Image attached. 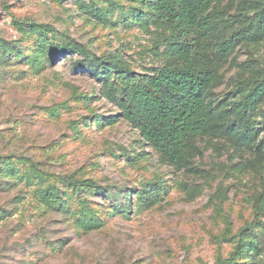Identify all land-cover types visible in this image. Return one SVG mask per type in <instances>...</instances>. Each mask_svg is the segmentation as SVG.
Masks as SVG:
<instances>
[{
    "label": "rangeland",
    "instance_id": "1",
    "mask_svg": "<svg viewBox=\"0 0 264 264\" xmlns=\"http://www.w3.org/2000/svg\"><path fill=\"white\" fill-rule=\"evenodd\" d=\"M145 1L0 0V264H235L226 259L259 190L251 152L206 135L190 168H174L103 96L118 76L91 75L79 54L58 49L79 45L89 60L119 54L129 77L149 74L167 61L169 31L134 19ZM228 32L217 23L207 52L224 101L245 62L264 65V39L216 60ZM149 188L158 196L147 207ZM90 218L98 226L84 232Z\"/></svg>",
    "mask_w": 264,
    "mask_h": 264
},
{
    "label": "trees",
    "instance_id": "2",
    "mask_svg": "<svg viewBox=\"0 0 264 264\" xmlns=\"http://www.w3.org/2000/svg\"><path fill=\"white\" fill-rule=\"evenodd\" d=\"M221 2L146 0L144 7L135 10L134 19L144 27L151 24L169 31L167 61L137 79L129 77L132 70L119 54L89 60L79 45L65 44L58 49L79 54L82 59L78 63H86L85 72L91 75L114 72L118 76V86L105 90L103 96L116 101L122 117L141 140L174 168H190L191 160L199 153L195 141L206 135L227 138L251 152L252 157L245 162L248 169L260 173L259 190L253 198L252 219L235 235L237 242L226 263L236 264L247 254L249 260L240 264H254L264 254V136H259L264 130V65L245 62L242 79L236 80L230 100H218L213 92L218 76L207 52L217 23L229 32L215 46L216 60H226L236 43L263 41L264 0H227L226 10L219 8ZM90 12L97 14L93 9ZM31 30L47 35L44 24H32ZM257 117L260 127L254 123ZM84 182L101 187L90 179ZM152 192L146 190L147 207L157 201L158 195ZM40 202L53 201L41 194ZM98 223L90 218L82 224L83 231L96 229Z\"/></svg>",
    "mask_w": 264,
    "mask_h": 264
}]
</instances>
